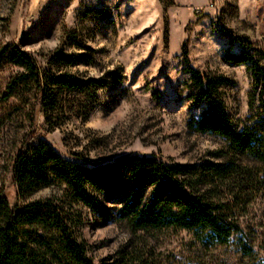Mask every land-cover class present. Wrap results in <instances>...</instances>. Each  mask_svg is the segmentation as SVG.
Returning a JSON list of instances; mask_svg holds the SVG:
<instances>
[{"label":"rangeland","instance_id":"obj_1","mask_svg":"<svg viewBox=\"0 0 264 264\" xmlns=\"http://www.w3.org/2000/svg\"><path fill=\"white\" fill-rule=\"evenodd\" d=\"M247 40L264 51V0H0V194L19 201L13 166L18 153L46 141L65 160L91 166L125 155L157 156L168 164L217 161L223 138L192 123L207 111L197 105L188 68L229 80L220 90L235 120L249 117L250 64L240 55ZM30 54L42 76L112 79L96 95L57 91L47 108L24 77L17 51ZM185 52L188 57L184 56ZM59 54L77 56L61 66ZM16 84L13 94L8 87ZM51 186L31 201L62 197ZM85 209L84 241L95 264H253L264 259V193L240 215L244 234L229 246H203L192 232L169 230L135 237L120 221ZM243 244L254 248L244 255Z\"/></svg>","mask_w":264,"mask_h":264},{"label":"trees","instance_id":"obj_2","mask_svg":"<svg viewBox=\"0 0 264 264\" xmlns=\"http://www.w3.org/2000/svg\"><path fill=\"white\" fill-rule=\"evenodd\" d=\"M228 56L230 63L250 64L253 91L249 117L235 120L228 112L221 89L229 80L188 68L197 105L207 111L192 126L223 138L225 148L212 154L219 160L197 164H168L159 157L125 155L91 166L65 160L46 141L22 150L13 166L19 201L12 207L0 194V264H95L84 241L85 209L110 220L105 204L120 207V221L135 237L178 230L192 232L205 247L229 246L244 234L240 215L264 193V51L252 48ZM184 56L188 57L185 52ZM24 77L37 90L47 114L57 109L49 88L95 96L121 76L82 80L67 74L42 76L35 59L17 51ZM61 66H72L77 56L59 54ZM17 85L8 87L10 95ZM63 188L62 197L31 201L39 190ZM244 255L254 248L243 244ZM253 264H264V259Z\"/></svg>","mask_w":264,"mask_h":264}]
</instances>
